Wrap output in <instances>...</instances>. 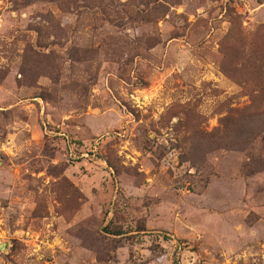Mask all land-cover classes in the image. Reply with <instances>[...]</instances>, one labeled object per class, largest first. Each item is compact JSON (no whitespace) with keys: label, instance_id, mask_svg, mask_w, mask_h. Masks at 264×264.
<instances>
[{"label":"rangeland","instance_id":"rangeland-1","mask_svg":"<svg viewBox=\"0 0 264 264\" xmlns=\"http://www.w3.org/2000/svg\"><path fill=\"white\" fill-rule=\"evenodd\" d=\"M0 246L264 264V0H0Z\"/></svg>","mask_w":264,"mask_h":264},{"label":"trees","instance_id":"trees-1","mask_svg":"<svg viewBox=\"0 0 264 264\" xmlns=\"http://www.w3.org/2000/svg\"><path fill=\"white\" fill-rule=\"evenodd\" d=\"M112 224H113V222L110 223L108 226L105 227V231H106L107 233H109V234H111V235H118V236L124 234L122 228H117V227H115V228L112 229V228H111V227H112Z\"/></svg>","mask_w":264,"mask_h":264},{"label":"water","instance_id":"water-1","mask_svg":"<svg viewBox=\"0 0 264 264\" xmlns=\"http://www.w3.org/2000/svg\"><path fill=\"white\" fill-rule=\"evenodd\" d=\"M0 249L3 250L4 249V246H0Z\"/></svg>","mask_w":264,"mask_h":264}]
</instances>
